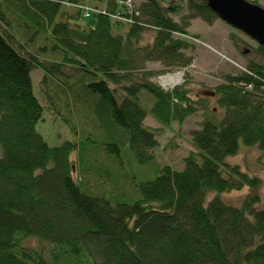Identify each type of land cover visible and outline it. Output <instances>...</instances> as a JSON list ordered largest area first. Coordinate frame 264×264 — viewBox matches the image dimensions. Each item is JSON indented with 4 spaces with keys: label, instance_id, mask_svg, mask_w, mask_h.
Instances as JSON below:
<instances>
[{
    "label": "trees",
    "instance_id": "trees-1",
    "mask_svg": "<svg viewBox=\"0 0 264 264\" xmlns=\"http://www.w3.org/2000/svg\"><path fill=\"white\" fill-rule=\"evenodd\" d=\"M100 5L105 12L84 15V6ZM137 5L132 13L119 0H0V264H264L261 196L248 193L239 204L223 197L264 183L226 161L241 141L264 154V64L250 59L200 98L187 82L165 90L147 63L188 68L192 21L219 17L204 0ZM147 30L153 40L142 44ZM253 48L264 55V46ZM35 68L47 106L35 92ZM61 101L70 104L75 133L90 134L86 125L94 123L116 140L110 152L118 156V142L129 141L144 164L156 163L160 144L144 123L149 115L165 126L199 109L204 116L182 169L154 164L155 177L137 186L142 198L112 203L74 176L78 140L51 145L38 130L45 108ZM86 107L94 115L84 119Z\"/></svg>",
    "mask_w": 264,
    "mask_h": 264
},
{
    "label": "rangeland",
    "instance_id": "rangeland-1",
    "mask_svg": "<svg viewBox=\"0 0 264 264\" xmlns=\"http://www.w3.org/2000/svg\"><path fill=\"white\" fill-rule=\"evenodd\" d=\"M92 1L86 0L90 3ZM136 1L141 2L142 0ZM177 1L184 5L187 0ZM257 3L264 6V0H258ZM86 20L92 22V20ZM188 30L190 34L187 38L193 41L196 47L191 52L194 55V61L188 68L168 71L164 69L161 62L147 63L149 69L157 72L151 79L161 87L169 85L168 89H172L187 82L188 88L192 90V96L200 98L211 93L213 87L223 81L222 76L225 74L239 73L245 70L250 59L264 64V55L257 53L253 48L258 43L220 18L213 23L196 18ZM234 34L242 37L248 43H239V47L235 46L231 39ZM153 36L154 31L147 30L142 44L152 42ZM31 76H33L36 95L47 106L48 102L43 96L40 86L42 70L35 68ZM173 76L175 78L180 76V81H171L169 78ZM147 94L145 93L144 96L147 97ZM147 98L141 101L146 107L152 96ZM208 99L210 108L217 107L218 113H221L222 109L216 99ZM63 102L61 101L56 107L45 108L44 118L39 122L38 130L51 145H60L67 140H78L83 146L78 151L79 153L74 152L71 156L72 160L77 162V171L74 172V176L82 179L83 189L86 192L98 197L104 196L112 203L134 202L142 198L143 194L137 186L140 182L155 177L157 165L154 164L171 165L174 168L182 169L184 158L196 150L192 142L191 130L200 126L204 116L203 110L199 109L196 114L189 116L183 123L173 121L170 126H165L149 115L144 123L157 130L160 144L154 149L156 163L144 164L132 151L129 141L118 142L121 148L118 156L114 152H110L107 146L108 142H113L115 139L108 133L106 134L104 129L94 126V123L88 121L86 125L91 130L88 131L90 134L85 136L83 132L75 133L70 127V104H67L68 101ZM92 114L94 115L92 109L86 107L84 119ZM71 118V120L77 121L75 116H71ZM1 154L0 148V156ZM226 161L239 164L243 170L259 175L264 181V154L257 147L245 146L241 141L239 152L227 157ZM257 192L264 202V183L260 187L245 186L241 190L226 192L223 197L230 203L239 204L248 193Z\"/></svg>",
    "mask_w": 264,
    "mask_h": 264
},
{
    "label": "water",
    "instance_id": "water-1",
    "mask_svg": "<svg viewBox=\"0 0 264 264\" xmlns=\"http://www.w3.org/2000/svg\"><path fill=\"white\" fill-rule=\"evenodd\" d=\"M220 19L264 46V6L249 0H204Z\"/></svg>",
    "mask_w": 264,
    "mask_h": 264
},
{
    "label": "built area",
    "instance_id": "built-area-1",
    "mask_svg": "<svg viewBox=\"0 0 264 264\" xmlns=\"http://www.w3.org/2000/svg\"><path fill=\"white\" fill-rule=\"evenodd\" d=\"M119 3L126 6L132 13L138 9V7H137L138 5L136 4L135 0H119ZM83 10H84V15L86 17H89L94 12H99V11L105 12L106 11V5H100L98 7L84 6ZM138 12L139 11H137V13ZM114 17L122 19L125 22H131L132 21V19L127 18L126 16L114 15ZM168 86L169 85H166V86L163 85V87H165L167 90H168Z\"/></svg>",
    "mask_w": 264,
    "mask_h": 264
},
{
    "label": "bare ground",
    "instance_id": "bare-ground-1",
    "mask_svg": "<svg viewBox=\"0 0 264 264\" xmlns=\"http://www.w3.org/2000/svg\"><path fill=\"white\" fill-rule=\"evenodd\" d=\"M180 76L178 78H175L174 76L173 77H170L169 79H171V81L175 80L176 82H179L180 81Z\"/></svg>",
    "mask_w": 264,
    "mask_h": 264
}]
</instances>
